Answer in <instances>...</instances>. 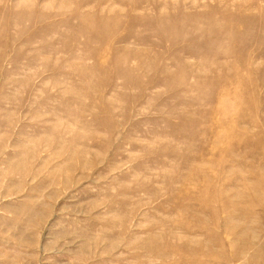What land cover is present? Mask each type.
<instances>
[{
	"label": "rangeland",
	"instance_id": "rangeland-1",
	"mask_svg": "<svg viewBox=\"0 0 264 264\" xmlns=\"http://www.w3.org/2000/svg\"><path fill=\"white\" fill-rule=\"evenodd\" d=\"M0 264H264V0H0Z\"/></svg>",
	"mask_w": 264,
	"mask_h": 264
},
{
	"label": "bare ground",
	"instance_id": "bare-ground-1",
	"mask_svg": "<svg viewBox=\"0 0 264 264\" xmlns=\"http://www.w3.org/2000/svg\"><path fill=\"white\" fill-rule=\"evenodd\" d=\"M252 5H253V3H252ZM252 5L250 4V6H252ZM243 6H244V5H243ZM253 7H254V6H253ZM101 13H102V12H100V14H101ZM106 13L109 14L110 12L108 11V12H106ZM90 14H91V13H90ZM115 14H116V13H115ZM109 15H110V14H109ZM242 15H243V14H242ZM242 15H239V17L242 16ZM87 16H88V15H87ZM102 17H103V16H101V18H97V19H98L97 21H99V23L97 22V24L100 25V26L103 24V23H102V22H103L102 20H104V18H102ZM105 17H106V16H105ZM108 17H109V16H108ZM87 18H88V17H87ZM110 18H111V16H110ZM113 18H114V17H113ZM157 18H158L159 20L162 19V15H161V13H159V16H158ZM80 19H81V20L84 19V18H83V15H81ZM85 19H86V18H85ZM93 19H94V18H93ZM169 19H170V18H169ZM252 19H253V18H252ZM68 20H69V19H68ZM82 21H83V20H82ZM111 21H112V20H111ZM63 22H64V21H63ZM85 22H86V21H85ZM173 22H174V21H173ZM162 23H163V22H162ZM88 24H89V23H88ZM88 24H87V25H88ZM89 25H90V24H89ZM104 25H105V24H104ZM79 26L82 27L81 24H79ZM89 27H90V26H89ZM86 30H87V29H86ZM87 36H88V35H87ZM89 38H91V37H89ZM102 52H103V51H102Z\"/></svg>",
	"mask_w": 264,
	"mask_h": 264
}]
</instances>
